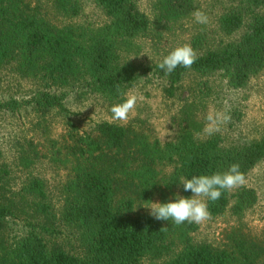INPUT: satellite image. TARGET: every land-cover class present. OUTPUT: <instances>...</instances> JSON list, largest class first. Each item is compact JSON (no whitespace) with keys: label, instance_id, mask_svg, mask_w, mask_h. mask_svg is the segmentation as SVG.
<instances>
[{"label":"trees","instance_id":"obj_1","mask_svg":"<svg viewBox=\"0 0 264 264\" xmlns=\"http://www.w3.org/2000/svg\"><path fill=\"white\" fill-rule=\"evenodd\" d=\"M48 1L64 18L80 12L77 0ZM90 1L106 18L102 26H56L39 1L0 0V68L12 65L17 77L34 83L25 98L0 100V113L24 109L59 117L64 130L58 150L71 161L62 203L54 212L40 178L28 175L17 188L9 186L0 152V264H264V247L240 227L224 233L223 247L213 248L192 241L194 223L176 225L137 211L155 196L159 203L174 201L177 194L190 197L182 178L223 173L234 163L246 175L264 161V136L229 146L217 135L195 137L202 122L190 108L201 105L208 93L205 86L199 88L201 82L197 92L190 90L195 93L190 102L180 106L178 132L163 144L149 141L129 124L98 122L80 132L63 102L72 91L119 100L146 76L162 81L168 99L186 74H218L227 88H243L264 68V0H230L216 18V32L238 37L206 46L204 36H193L189 44L198 59L191 68L178 66L171 74L158 67L162 60L144 65L130 59L137 53L133 40L146 36L150 27L133 0ZM152 8L158 24L186 17L194 6L193 0H155ZM31 155L22 152L19 165H29ZM163 165L171 167L165 177L158 169ZM255 201L254 191L240 186L208 201V207L211 218L226 212L239 217ZM10 221L22 226L18 235L8 234ZM62 228L70 234L63 243L58 240L65 234Z\"/></svg>","mask_w":264,"mask_h":264},{"label":"rangeland","instance_id":"obj_2","mask_svg":"<svg viewBox=\"0 0 264 264\" xmlns=\"http://www.w3.org/2000/svg\"><path fill=\"white\" fill-rule=\"evenodd\" d=\"M36 1H39L46 19L56 26L81 23L97 27L106 22L103 13L90 0H77L80 12L70 19L57 15L48 0ZM229 1L193 0L194 9L188 16L176 21L162 19L155 24V12L152 8L155 0H133L137 9L149 20L150 27L146 36L133 40L137 46V53L130 59L144 65L155 64L175 47L189 44L195 35L204 36L206 46H215L220 41L226 43L235 40L239 33L225 37L216 32V18L229 5ZM197 9L206 13L208 17L206 24L195 22L192 13ZM261 12L264 13V6ZM199 82H201L199 88L205 86L208 93L201 105L197 102L194 108H190L194 119L202 122L195 134L197 139L209 137L204 131L205 117L213 109L227 112L231 117L228 123L222 124L220 130L213 134L218 136L223 146L257 141L264 136V68L238 90L227 88L218 74L203 78L186 74L174 97L168 99L163 95L162 81L146 76L126 89L119 100L109 101L97 95H82L78 91H72L67 93L63 102L70 112V120L80 132L98 122L129 124L149 141L163 144L171 141L178 132L179 120L182 117L179 114L180 106L183 102L187 104L190 102L195 94H191L190 90L194 89V92H197ZM33 89L34 83L17 77L12 65L0 68V100L10 97L20 100ZM129 92H138L143 99L138 101L134 113L126 124L114 122L110 109L114 104L122 102ZM63 130V122L54 114L40 116L24 109L15 114L0 113L1 162L9 169L7 179L9 186L17 188L28 175L40 178L45 183L54 212L61 206L62 186L69 178L71 166V161L58 150ZM22 152L32 154L30 157L32 161L26 167L19 165V156ZM158 169L163 177L171 171V167L166 165L159 166ZM245 177L246 183L243 186L254 191L256 196L254 205L239 217L230 216L226 212L201 224L194 223L196 230L190 236L193 242L221 248L226 243L224 233L231 228L240 227L244 233L264 247V161L257 163ZM150 202L159 203V199L157 196L153 197L136 208L137 211L150 214L151 209L147 208ZM21 230L20 224L9 222L7 232L10 236L18 235ZM64 232L63 236H58L59 242L63 243L65 237L70 238L69 231L65 229ZM263 259L264 256L260 260Z\"/></svg>","mask_w":264,"mask_h":264},{"label":"clouds","instance_id":"obj_3","mask_svg":"<svg viewBox=\"0 0 264 264\" xmlns=\"http://www.w3.org/2000/svg\"><path fill=\"white\" fill-rule=\"evenodd\" d=\"M196 23L206 24L208 17L205 12L197 9L192 13ZM198 59L196 51L190 44H183L175 47L166 56L158 67L171 74L178 66L191 68ZM119 91V88L117 89ZM143 97L138 92H129L122 102L114 104L110 111L114 122L126 124L131 114L134 113L138 101ZM206 126L204 131L211 136L220 130L222 124L230 121L231 117L227 112L213 109L206 117ZM185 192L190 191V197L175 196L174 201L167 203L150 202L147 208H150V215L157 220L169 221L170 219L176 225L185 222L201 224L211 219V212L208 207V201L215 202L220 199L223 192L230 191L246 183V177L240 171L239 164H232L229 169L223 173H213L211 175H198L189 178H182L181 182Z\"/></svg>","mask_w":264,"mask_h":264}]
</instances>
